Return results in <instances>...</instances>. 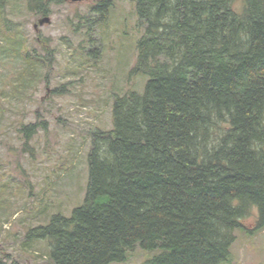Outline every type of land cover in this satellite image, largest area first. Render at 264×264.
I'll return each instance as SVG.
<instances>
[{
  "label": "trees",
  "instance_id": "obj_1",
  "mask_svg": "<svg viewBox=\"0 0 264 264\" xmlns=\"http://www.w3.org/2000/svg\"><path fill=\"white\" fill-rule=\"evenodd\" d=\"M135 12L144 86L114 94L111 128L90 132L82 201L26 231L48 243L47 264H109L135 246L160 249L143 264H220L237 228H264V0H136ZM7 34L2 51L37 62ZM35 113L26 141L47 129Z\"/></svg>",
  "mask_w": 264,
  "mask_h": 264
},
{
  "label": "rangeland",
  "instance_id": "obj_2",
  "mask_svg": "<svg viewBox=\"0 0 264 264\" xmlns=\"http://www.w3.org/2000/svg\"><path fill=\"white\" fill-rule=\"evenodd\" d=\"M104 1L103 15L91 14V7ZM2 5L0 264H47L48 243L27 240L25 233L55 212L68 215L82 201L90 132L111 128L114 94L141 92L144 86L146 76L131 72L142 30L134 0H52L50 23L38 30L33 28L39 15L35 0H2ZM79 17H92V25L80 24ZM8 32L37 62L2 51L10 46ZM33 67L32 74L26 72ZM36 111L47 129L38 128L26 141L18 129L34 122ZM252 212L255 219L256 209ZM251 216L243 220L248 227ZM235 235L228 259L220 264H264V228L254 233L237 228ZM159 252L135 246L125 259L109 264H143Z\"/></svg>",
  "mask_w": 264,
  "mask_h": 264
},
{
  "label": "flooded vegetation",
  "instance_id": "obj_3",
  "mask_svg": "<svg viewBox=\"0 0 264 264\" xmlns=\"http://www.w3.org/2000/svg\"><path fill=\"white\" fill-rule=\"evenodd\" d=\"M37 0H35V7H37V2H36ZM52 0H43L42 2H41V0H40V2H41V5H42V8H43V11L41 10V11H39V15L37 16V20H36V22L35 23H33V28L35 29V30H38L39 29V27H41V26H44V25H47V24H49L50 23V18H51V14H50V9H49V7H48V5H49V3L51 2ZM65 2H67V3H69V0H64ZM134 1H136V0H134ZM99 4V3H98ZM92 8V7H91ZM37 12V11H36ZM43 17H49V22H45V23H43V24H39L38 22H39V20L41 19V18H43Z\"/></svg>",
  "mask_w": 264,
  "mask_h": 264
},
{
  "label": "water",
  "instance_id": "obj_4",
  "mask_svg": "<svg viewBox=\"0 0 264 264\" xmlns=\"http://www.w3.org/2000/svg\"><path fill=\"white\" fill-rule=\"evenodd\" d=\"M69 1H71V2H81L82 0H69ZM45 22H49V17H43V18H41L40 20H39V24H43V23H45Z\"/></svg>",
  "mask_w": 264,
  "mask_h": 264
}]
</instances>
